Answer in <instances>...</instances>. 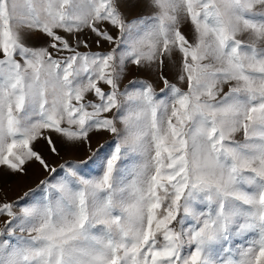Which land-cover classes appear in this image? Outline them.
<instances>
[{"label": "snow or ice", "instance_id": "snow-or-ice-1", "mask_svg": "<svg viewBox=\"0 0 264 264\" xmlns=\"http://www.w3.org/2000/svg\"><path fill=\"white\" fill-rule=\"evenodd\" d=\"M31 163L0 264H264V0H0V169Z\"/></svg>", "mask_w": 264, "mask_h": 264}, {"label": "rangeland", "instance_id": "rangeland-1", "mask_svg": "<svg viewBox=\"0 0 264 264\" xmlns=\"http://www.w3.org/2000/svg\"><path fill=\"white\" fill-rule=\"evenodd\" d=\"M145 12H147L146 9ZM44 42V38L40 37L38 34L31 40V43H33L35 46H43ZM104 47L107 48V44H105ZM93 50H96L94 46ZM165 74L170 80H172V82H176L175 66L169 65L165 69ZM133 78L150 79L153 84L157 86V92H159V89L163 87V83L157 78V73L151 70L141 71L134 66H130L124 83H127L129 79ZM54 140L56 141L57 148L60 153L59 156L51 153L43 142H40L37 145V150L41 151L49 163L56 165L63 163L64 160H81L86 158L89 155V144L92 146V148H95L104 141H110L111 136L107 133L103 135H93L91 136L89 142L78 143L72 146L65 144L57 137H54ZM43 175V169H41L36 163L27 165V174L23 176L12 175L3 169H0V192H4L9 198H14L18 194H22V192L26 191L29 187L34 188L39 180L43 178Z\"/></svg>", "mask_w": 264, "mask_h": 264}]
</instances>
